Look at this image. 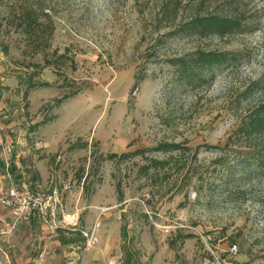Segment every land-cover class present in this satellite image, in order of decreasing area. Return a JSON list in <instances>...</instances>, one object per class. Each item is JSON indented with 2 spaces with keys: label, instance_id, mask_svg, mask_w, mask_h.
Here are the masks:
<instances>
[{
  "label": "rangeland",
  "instance_id": "obj_1",
  "mask_svg": "<svg viewBox=\"0 0 264 264\" xmlns=\"http://www.w3.org/2000/svg\"><path fill=\"white\" fill-rule=\"evenodd\" d=\"M50 1L48 52L70 47L74 65L54 55L46 66L19 29L20 12L39 0H0V264H120L123 243L133 264H264V174L228 182L212 171L218 158L232 160L234 130L264 100V83L253 87L264 73V0H212L204 12L237 18L241 31L204 38L174 35L189 13L164 18L165 0ZM198 50L241 59L182 87L170 60ZM54 133L64 140L40 147ZM164 143L185 147L173 155L191 179L176 181L172 161L144 175L151 159L170 158L156 149ZM24 186L58 191V227L35 218L7 227L3 196Z\"/></svg>",
  "mask_w": 264,
  "mask_h": 264
},
{
  "label": "trees",
  "instance_id": "obj_2",
  "mask_svg": "<svg viewBox=\"0 0 264 264\" xmlns=\"http://www.w3.org/2000/svg\"><path fill=\"white\" fill-rule=\"evenodd\" d=\"M212 0H192L188 4H185L186 0H165L161 6V13L164 14V18H173L174 21L181 15V11L189 13L179 26L173 31L176 35H195L198 37H208L211 35H225L228 33H234L241 31V22L235 17H220L216 14H206L204 12L205 6ZM39 4H30L25 6L20 12L21 22L18 24L19 29L25 34L26 39H31L33 43V52L35 54L43 53L45 57L46 66L55 65V60L51 56H57L60 59L75 64L74 54H71L70 47L64 48L62 53H59L57 48L52 54L48 51L51 48L50 39L55 31V22L52 16L46 15L45 19L42 18V9L47 5H54V2L47 0H39ZM47 51V52H46ZM241 55L234 53H220V52H206L202 50L194 51L179 58H172L170 62L176 67V80L177 83L186 88L200 86L207 83L210 79V74L214 75V71L217 68L225 66L230 61H239ZM61 61V62H62ZM57 71V70H56ZM59 73V72H58ZM264 83V73L261 77L254 81L253 87L259 91V87ZM47 84H42L45 86ZM80 92L77 88L72 94L66 95L63 98L57 100V104L62 103L64 100L73 97ZM52 120H44L42 123L46 124ZM233 138H235L232 145L238 147L231 150L234 153L232 160L227 158H218L216 160V166L212 170L213 172H224L228 176V182L240 181L252 176L264 174V100L257 104L247 116L240 121L238 127L234 130ZM232 138L230 137V141ZM70 148H76L72 145ZM164 153H169L170 158L168 160L151 159L149 164L143 166L141 170H145V174L149 172L150 168L165 169L169 166V162H174V173L177 175L176 181H179L180 177H185L188 174L190 178L192 175L190 168L187 167V163H180L178 156L173 155L175 152H181V155H185L183 149L185 147L180 144H160L157 148ZM142 151L135 153H110L107 155V159L114 161L116 159L128 160L130 157L137 154L142 155ZM35 179H40V176L35 173ZM192 178V177H191ZM190 178V179H191ZM117 196L119 203L124 201V192L122 190L121 182L117 183ZM121 237L125 241L127 235V224L125 223L124 216L122 217ZM124 251V259L120 264H133V255L128 254L126 244H122Z\"/></svg>",
  "mask_w": 264,
  "mask_h": 264
},
{
  "label": "built area",
  "instance_id": "obj_3",
  "mask_svg": "<svg viewBox=\"0 0 264 264\" xmlns=\"http://www.w3.org/2000/svg\"><path fill=\"white\" fill-rule=\"evenodd\" d=\"M59 159H61L59 157ZM69 184L65 189H69ZM59 193L54 190L52 193H45L40 190H32L27 186L21 190L15 188L5 192L3 203L10 208L14 217L13 222H9L7 227L10 230L15 229L19 224L27 222L32 218L42 222H52V227H58L52 219L60 206ZM232 254L238 252V246L234 245L230 248Z\"/></svg>",
  "mask_w": 264,
  "mask_h": 264
},
{
  "label": "crops",
  "instance_id": "obj_4",
  "mask_svg": "<svg viewBox=\"0 0 264 264\" xmlns=\"http://www.w3.org/2000/svg\"><path fill=\"white\" fill-rule=\"evenodd\" d=\"M54 123V122H53ZM53 123H51L50 125H52ZM49 125V126H50ZM46 126H48V124L46 125ZM48 126V127H49ZM64 138L65 137H62L61 138V140H59V137L57 136V134H52V135H50V139H52V141H50L49 143H40V145H42V146H40V147H45V149L46 150H51V149H53L58 143H60L62 140H64ZM48 158H49V156H45V160H43V161H46V160H48ZM45 165V164H44ZM40 163L38 162V164H37V167H38V171L40 172L39 174H40V177H41V179H42V181L43 180H45V175L46 174H44L43 173V171L40 169Z\"/></svg>",
  "mask_w": 264,
  "mask_h": 264
}]
</instances>
